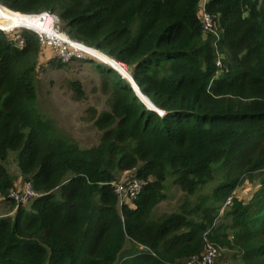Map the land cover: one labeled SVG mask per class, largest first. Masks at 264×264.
<instances>
[{
  "label": "trees",
  "instance_id": "obj_1",
  "mask_svg": "<svg viewBox=\"0 0 264 264\" xmlns=\"http://www.w3.org/2000/svg\"><path fill=\"white\" fill-rule=\"evenodd\" d=\"M203 2L213 31L203 30ZM0 6L13 16L55 14L71 40L123 66L162 114L143 105L121 66L77 61L94 67L107 107L86 110L100 135L82 148L39 104L37 71L49 49L31 31L18 46L0 29V264H183L205 239L236 264H264V0ZM67 87L84 99L79 80ZM10 164L36 194L26 206L10 198ZM126 172L143 185L120 206L112 184ZM253 182L248 201L234 197L223 209ZM173 187L180 204L158 214Z\"/></svg>",
  "mask_w": 264,
  "mask_h": 264
},
{
  "label": "rangeland",
  "instance_id": "obj_2",
  "mask_svg": "<svg viewBox=\"0 0 264 264\" xmlns=\"http://www.w3.org/2000/svg\"><path fill=\"white\" fill-rule=\"evenodd\" d=\"M12 27H8L7 30ZM60 29L62 26L60 24ZM23 31V30H22ZM19 31L16 35L20 34ZM63 31V30H62ZM14 34H12L13 36ZM14 35V37H16ZM11 37V35H10ZM49 51V50H48ZM47 51V52H48ZM49 53V52H48ZM52 53V52H51ZM95 57V54H90ZM97 59L102 60L98 56ZM54 54H49L45 59H41L39 62V68L37 71V93L39 98V104L45 113L55 122L58 127L62 129L66 134L73 138L82 148H88L96 145L99 140L100 133L92 126V123L88 120V114L86 110L94 108L98 112L106 110V96L98 90L99 77L91 63H80L72 61L68 63L64 68L53 69L49 67L48 62L54 61ZM99 63V62H96ZM120 66V65H118ZM117 64L113 67L117 70ZM119 71L128 78L125 72V68L121 66ZM79 80L82 84L85 97L81 101H75L71 91L67 87V81ZM9 172L11 175L17 177L16 167L13 164L9 165ZM255 182L253 184H244L236 190V195L239 199L246 202L255 192ZM22 180L17 177L15 185L17 188L22 187ZM183 194L178 188L173 187L168 192V200L163 202L157 210L158 214L169 213L173 211L182 199ZM29 202V201H28ZM28 202L22 203V206H26ZM2 204L0 201V212L2 211ZM4 208L3 210H5ZM14 214V212H13ZM11 214V215H13ZM223 214L220 213V216ZM217 222H223L219 219ZM130 244H126V248H129ZM215 264H236L233 260L232 252L222 249L220 256Z\"/></svg>",
  "mask_w": 264,
  "mask_h": 264
},
{
  "label": "built area",
  "instance_id": "obj_3",
  "mask_svg": "<svg viewBox=\"0 0 264 264\" xmlns=\"http://www.w3.org/2000/svg\"><path fill=\"white\" fill-rule=\"evenodd\" d=\"M203 2L199 11V18L202 22V27L204 31H213L214 23L212 17L207 14L204 10ZM0 9L8 12L9 10L4 9L0 6ZM13 14V13H12ZM30 16L37 17L41 21L40 31H33L25 29L22 27H15L10 30L2 31L8 35H16L19 31L28 30L33 32L37 38L40 46L42 48L49 49L55 56V58L65 64L72 61H81L84 59H91L97 61V59L90 55L86 50H91L81 43L71 40L61 29L60 21L58 17L50 12H41L38 14H26ZM21 33V32H20ZM14 35L12 37H14ZM20 34L14 37L16 44L18 46L23 45V41L20 39ZM83 46L85 51L80 49ZM219 65V63H217ZM114 187V192L117 195L119 205H131L132 201L140 193L143 183L136 179L131 173H123L120 178L112 184ZM36 197V194L31 189L30 185L23 183L21 188H17L16 185L14 189L10 192V198L14 200L18 205L28 202ZM237 197L236 191L227 198L223 205V209L231 205L232 199ZM222 209V210H223ZM220 256V251L212 243L205 239V246L202 253L198 256H193L186 260L183 264H215L216 259Z\"/></svg>",
  "mask_w": 264,
  "mask_h": 264
},
{
  "label": "bare ground",
  "instance_id": "obj_4",
  "mask_svg": "<svg viewBox=\"0 0 264 264\" xmlns=\"http://www.w3.org/2000/svg\"><path fill=\"white\" fill-rule=\"evenodd\" d=\"M41 24H42L41 21L38 20L37 17H35V16H30V15L13 16V15L4 14L3 12L0 11V29H2V30H7L8 27H12V28L22 27V28H25V29L33 30V31H40V30H42ZM80 49L82 51H85L83 46H80ZM86 51L89 52L90 54H95V58L96 59H97L96 56H98L99 58L102 59V61L105 64H107V65L111 66L112 68H114L113 65L116 64V63L113 62L111 59H109V58H107V57H105V56H103V55H101V54H99V53H97L95 51H92V50H86ZM118 65L119 64H117V66ZM122 70H123V68H122ZM120 74L125 77L124 74H122V73H120ZM126 79L134 86L133 82L131 81V79L129 77L126 78ZM134 88H135V86H134ZM137 94L140 97L141 101L146 105L145 101H143L145 98H143L138 92H137ZM146 106L149 107V108L151 107L150 104L146 105Z\"/></svg>",
  "mask_w": 264,
  "mask_h": 264
},
{
  "label": "water",
  "instance_id": "obj_5",
  "mask_svg": "<svg viewBox=\"0 0 264 264\" xmlns=\"http://www.w3.org/2000/svg\"><path fill=\"white\" fill-rule=\"evenodd\" d=\"M112 69V68H111ZM113 70V69H112ZM113 71H115V70H113ZM122 79H124L117 71H115ZM129 77H130V75H129ZM130 79H131V81L133 82V84H134V86H135V88H136V91L140 94V95H143L141 92H140V90H139V88L136 86V84L134 83V81H133V79L130 77ZM125 80V79H124ZM126 81V80H125ZM127 82V81H126ZM128 83V82H127ZM129 84V83H128ZM130 85V84H129ZM131 86V85H130ZM131 88L133 89V87L131 86ZM133 91H134V89H133ZM135 92V91H134ZM136 94V93H135ZM137 96V95H136ZM144 96V95H143ZM144 98L149 102V104H150V108L149 107H147L145 104H143L148 110H150V111H153V112H156L157 113V108L150 102V100L146 97V96H144ZM139 99V98H138ZM140 100V99H139ZM161 113H162V111H161ZM158 114V113H157ZM162 115V114H161Z\"/></svg>",
  "mask_w": 264,
  "mask_h": 264
},
{
  "label": "crops",
  "instance_id": "obj_6",
  "mask_svg": "<svg viewBox=\"0 0 264 264\" xmlns=\"http://www.w3.org/2000/svg\"><path fill=\"white\" fill-rule=\"evenodd\" d=\"M48 52H49V53H48ZM48 52H47V51H45V56H44V57H42L41 59H45V57H46L47 55H49V54H52V53H51V51H48Z\"/></svg>",
  "mask_w": 264,
  "mask_h": 264
},
{
  "label": "clouds",
  "instance_id": "obj_7",
  "mask_svg": "<svg viewBox=\"0 0 264 264\" xmlns=\"http://www.w3.org/2000/svg\"><path fill=\"white\" fill-rule=\"evenodd\" d=\"M98 62V61H97ZM100 63V62H99ZM158 115H161V114H158Z\"/></svg>",
  "mask_w": 264,
  "mask_h": 264
}]
</instances>
